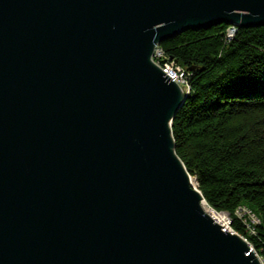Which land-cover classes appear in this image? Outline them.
Returning a JSON list of instances; mask_svg holds the SVG:
<instances>
[{
    "label": "water",
    "instance_id": "95a60500",
    "mask_svg": "<svg viewBox=\"0 0 264 264\" xmlns=\"http://www.w3.org/2000/svg\"><path fill=\"white\" fill-rule=\"evenodd\" d=\"M264 0H0V264H261L176 153L157 44Z\"/></svg>",
    "mask_w": 264,
    "mask_h": 264
},
{
    "label": "trees",
    "instance_id": "16d2710c",
    "mask_svg": "<svg viewBox=\"0 0 264 264\" xmlns=\"http://www.w3.org/2000/svg\"><path fill=\"white\" fill-rule=\"evenodd\" d=\"M160 45L189 72L172 126L177 155L215 210L245 204L260 216L257 234L239 220L233 228L264 250V26L189 29Z\"/></svg>",
    "mask_w": 264,
    "mask_h": 264
},
{
    "label": "built area",
    "instance_id": "2783aa9c",
    "mask_svg": "<svg viewBox=\"0 0 264 264\" xmlns=\"http://www.w3.org/2000/svg\"><path fill=\"white\" fill-rule=\"evenodd\" d=\"M232 29H230L231 31ZM236 30V29H235ZM233 32V31H232ZM164 50L162 49L160 44L156 45L155 48V53H154V57L157 58L159 60V62L164 63V67L163 70L179 85L181 86L183 89L186 88V92H189V90L191 89L189 83H188V78H187V73L186 71L179 65H177V63L171 59H164ZM154 60V59H153ZM155 62V61H154ZM236 214H239L240 219H245L248 223H247V230L249 231L248 233L252 236L253 234H257V230L258 227L261 223L260 218L247 206L241 205L239 206L236 211ZM249 216V218H246V216ZM249 225V226H248ZM228 226H224L225 229H227ZM228 230V229H227ZM232 230V229H231ZM252 233H251V232ZM246 238V237H245ZM247 240L250 241L249 238H247ZM251 243V241H250ZM252 244V243H251ZM251 250L253 252H257L260 253V258H261V262L262 264H264V250H258L256 249L253 244L251 245ZM255 249V251H254Z\"/></svg>",
    "mask_w": 264,
    "mask_h": 264
},
{
    "label": "bare ground",
    "instance_id": "6f19581e",
    "mask_svg": "<svg viewBox=\"0 0 264 264\" xmlns=\"http://www.w3.org/2000/svg\"><path fill=\"white\" fill-rule=\"evenodd\" d=\"M154 62V61H153ZM183 90V89H182ZM185 91L183 90V93ZM191 184L192 186L197 190V191H200L199 189V182L197 181V178L196 177H191ZM201 192V191H200ZM203 196V194H201ZM204 199V197H203ZM202 206H203V209L213 217V219L218 222L219 224H221V226L224 228V226L222 224H227L230 222V216H229V213L225 212V211H216L213 207H211L208 202L204 199L203 202H202ZM252 243V242H251ZM253 244V243H252ZM254 246V244H253ZM250 247V246H249ZM255 247V246H254ZM256 248V247H255ZM251 249V247H250ZM257 249V248H256ZM257 259L260 261V263L262 264L261 262V258L257 255L256 256Z\"/></svg>",
    "mask_w": 264,
    "mask_h": 264
},
{
    "label": "rangeland",
    "instance_id": "374dc122",
    "mask_svg": "<svg viewBox=\"0 0 264 264\" xmlns=\"http://www.w3.org/2000/svg\"><path fill=\"white\" fill-rule=\"evenodd\" d=\"M232 33H233V36H235V34H236V30L235 29H232ZM232 36V37H233ZM152 59H154L153 61H155V63L157 64V65H159L162 69H163V67H164V63H162V62H159V60L157 59V58H155L154 56H152ZM184 91H188V90H186V88H184L183 89ZM190 91V90H189ZM185 93V92H184ZM190 174V173H189ZM191 175V174H190ZM191 177H195V176H192L191 175ZM198 181V180H197ZM245 206H247V207H249L248 205H245ZM250 208V207H249ZM251 209V208H250ZM217 211V210H216ZM226 212V211H225ZM228 213V212H227ZM255 213V212H254ZM229 216H230V222L229 223H227V224H222L223 226H228L227 227V229H225L227 232H232L233 234H236L237 236H239L241 239H243L246 243H247V245L248 246H250V241L249 240H247V238H245V236H243V235H241L240 233H238L237 231H235L234 230V228H233V222L235 221V220H239L241 223H242V225H244L245 226V228H247V221L243 218V219H240V217H242V216H240L239 214H236V213H234L233 215L230 213L229 214ZM246 218H249V216L247 215L246 216ZM261 220V219H260ZM262 223H263V221L261 220V223H260V225H262ZM259 225V226H260ZM249 226V225H248ZM232 229V230H231ZM251 232V231H250ZM252 233V232H251ZM248 236H249V234H248ZM252 245V244H251ZM254 251H255V249H254ZM256 256L258 255L259 257L261 256L260 255V253H257L256 251L255 252H253Z\"/></svg>",
    "mask_w": 264,
    "mask_h": 264
}]
</instances>
